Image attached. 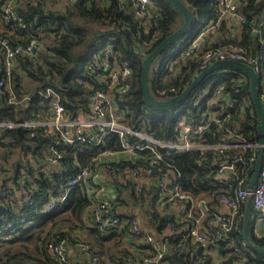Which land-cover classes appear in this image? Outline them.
Here are the masks:
<instances>
[{
    "label": "trees",
    "instance_id": "trees-1",
    "mask_svg": "<svg viewBox=\"0 0 264 264\" xmlns=\"http://www.w3.org/2000/svg\"><path fill=\"white\" fill-rule=\"evenodd\" d=\"M5 1L0 0V33L9 39L12 46H26L32 39H36L38 49L31 56L21 53L16 55V68L11 73L12 84L17 94L27 95L28 99L18 104H7L6 97H0V121L27 120L31 117V112L47 108L48 99L38 94V91L47 87L60 94L63 105L71 115L76 114L79 109L88 110L91 92L104 87V83L99 79L102 72L100 67L103 64L101 58L104 56L105 46L112 45L119 60L128 61L131 67L130 88L114 99V103L123 112L120 121L163 141L177 139L174 107L152 106L145 100L140 83L142 61L184 23L182 13L169 0H151L160 16L150 22L148 29H145L142 19L135 18L134 8L126 0H20L14 10V16L21 22L14 21L11 17L7 21L3 19L2 6ZM179 1L191 12L193 23L190 30L162 51L166 55L174 48L178 51L186 47L185 43L182 45L186 34L193 36L202 26L216 23L218 19L217 0ZM241 11L246 17L242 28V46L253 55L259 54L260 40L264 39V25L256 34L251 32V28L264 16V0H247ZM218 27L219 37H224L227 42L232 40L229 37L230 29L225 22H220ZM155 32H159V38L148 49H144V43L150 41ZM169 56L157 61V70L148 73V84L153 97H157L156 86L164 77L181 89L192 81L197 60H186L185 64H182L181 73L172 77L168 70ZM2 59L0 54V64ZM180 62L179 60L174 67L181 64ZM22 76L33 82L32 90L22 87ZM221 78L215 80L213 86L223 83L224 91L232 98L241 100L244 95L251 97L250 87L244 91L232 89L230 72L221 75ZM206 82L207 79L197 86ZM189 98L190 95L187 100ZM230 113L232 125L239 129L245 140H250L253 132L257 133V124L252 127L251 116L248 113L241 114L236 107L231 109ZM197 115L195 109L187 112V118L190 120L198 118ZM254 119L257 123L258 114L255 108ZM26 132L27 129L20 126L3 132L4 138L10 137V141L3 142L5 151L0 154V172H6L3 182L14 179L25 170L34 177L35 185L29 196L33 205H28L26 196L15 199V207L24 213L26 222L31 223L20 229L21 233L14 241L0 246V264H59L48 251L47 245L51 240L55 243L64 241L67 244L71 250L70 264H138L143 253H152L155 250L129 230L128 223L136 217L137 207L141 210L147 207L145 219L140 223L156 241L166 243L164 258L168 264H264V254L251 249L244 241L243 219L246 203L240 206L233 228L223 239L211 245L217 249V260H213L198 244L190 242L186 228L178 230L180 222L188 224L189 227L193 219L178 223L180 216L176 218L157 209L156 200L161 191L158 182L162 179V173L170 169L177 175V182L183 191L194 198L208 201L210 212L200 221H210L207 232L212 233L216 228L212 222V213L217 214L215 208L219 206V197L225 193L232 194V189L243 176V173H239L236 178L234 174L231 181L226 183L219 182L214 176L219 163L225 157L239 165L240 162L235 161L239 156L235 154L234 149L227 150L224 154L206 152L200 155L196 149L163 154L160 161L161 170L152 174L153 183L141 186L131 179L125 184L120 182V179L124 178L126 181L127 174L124 170L146 167L152 153L149 150L141 151L132 159L119 155L121 157L112 162V166L123 170L122 176H112V180L105 183L88 177L81 185L74 186L69 191L63 206L41 213L40 207L50 198H54L68 178L81 166L88 165L100 145L92 141L74 145L53 144L50 138L27 137ZM225 133V128L221 129L211 122L201 141L219 143L225 141ZM105 144L113 150H120L116 134L106 136ZM53 150L61 153V163L49 169V176L37 175L39 168L47 167L46 157L53 156ZM17 151L18 157L10 159L8 155ZM248 154V151L244 152L243 157L246 158ZM59 170L61 172H58ZM99 171L100 174L103 172ZM108 184L115 189L116 196L98 194L99 187L108 191ZM99 199L107 200L110 216L114 215L120 220L116 226L105 232L99 230L93 220V212L99 204ZM122 206L124 210L120 209ZM198 215L193 214V217ZM253 215L255 216V211L252 208V217ZM85 217L90 218L89 224H86ZM254 222L255 217L250 222L249 238L253 244L264 248V237L254 233ZM169 228L172 229L171 233L167 230ZM127 240L135 242L138 252H129L124 246ZM83 243L89 248L83 249Z\"/></svg>",
    "mask_w": 264,
    "mask_h": 264
},
{
    "label": "built area",
    "instance_id": "built-area-1",
    "mask_svg": "<svg viewBox=\"0 0 264 264\" xmlns=\"http://www.w3.org/2000/svg\"><path fill=\"white\" fill-rule=\"evenodd\" d=\"M20 0H6L2 6L3 19L9 20L11 17L14 21L21 20L14 16V10ZM107 2V0H100ZM134 8L135 18L142 19L145 29L149 28L150 22L160 16V13L153 7L151 0H126ZM247 0H217L218 19L216 23H207L194 32L193 36L186 34L182 39V45L186 47L180 50H170L168 70L172 77L181 73L182 66L186 60L196 59L197 66L192 81L203 70L218 60H232L247 64L256 73L257 89L259 97L264 105V39L260 40V53L253 55L245 47L242 46V28L246 21L245 15L241 8L246 4ZM225 22L231 32L230 41H225L224 37L218 35V25ZM264 25V16H261L259 22L254 23L251 32L253 34L260 32V27ZM42 35V32L40 33ZM159 38V32H155L150 41L145 42L144 49ZM38 49V42L32 39L26 46H12L9 39L0 33V54L3 59L0 67V97H6L7 104H18L28 99L27 95L20 96L14 90L12 84V71L16 68L15 57L18 53L25 55H34ZM100 81L104 83L103 88L94 89L89 95L88 110L79 109L76 114L71 115L61 101L60 94L51 87L38 91L41 97L48 99V107L37 112H31V117L23 121H0V154L5 151L3 142L10 141V137H3L6 129H13L16 126L27 129V137H44L50 138L51 143L66 145H74L76 143H84L88 141L100 145V148L91 158L86 166L80 169L60 188L58 194L54 198H50L43 204L39 211L45 213L55 210L63 206L67 199L69 191L77 185H81L88 177L96 180H102L104 177L122 176L125 171L127 177L134 183L141 184V180H146V184L153 183L152 174L161 170L160 161L163 154H169L172 151L186 152L198 150L200 155L206 152L213 154H224L227 150L234 149L235 154L239 156L235 161L240 162L239 165L225 157L214 172L215 178L221 182L231 181V178L239 173L243 176L238 180L237 186L232 189V194H222L219 197V204L229 208L228 214L212 213L214 217L212 222L216 228L212 233L202 231L200 229V219L203 214H209L210 207L208 201L203 198H194L180 188L177 182V175L170 169L162 173V179L158 184L161 185L159 200L163 203H179L180 217L183 221L193 219L186 232L187 238L198 244L206 254H210L213 260H217L218 255L214 256L211 251L217 252V249L211 245L223 239L236 223L235 216L241 205L245 204L248 198H251L252 208L255 211V221H264V152L258 177L252 188H248V184L252 178V172L257 158L259 148L258 122L254 119V104L252 96L244 95L241 100L232 98L228 92L224 91L223 83L213 86V82L222 79L221 75L226 72L231 73V86L234 91H244L250 87L249 76L235 68H219L213 70L205 76L203 80L207 82L203 85L197 84L190 93L180 102L170 107H174L173 118L175 119V129L178 133L176 140L163 141L153 137L152 135L135 130L120 121L123 112L114 103L117 95L127 92L130 88L131 67L128 61H120L116 56L113 46L107 45L104 48V56L101 58ZM181 61L178 66L174 67ZM154 61V60H153ZM151 62L149 72H155L158 63ZM183 64V65H182ZM18 70V69H17ZM19 72V70H18ZM235 72V73H233ZM202 80V81H203ZM191 81V82H192ZM187 87V86H186ZM181 89L177 84H173L167 80V77L159 82L155 92L157 100H169L181 94L185 88ZM251 93V92H250ZM190 98L187 100V97ZM237 108L241 114L248 113L252 120V127L257 124V133L253 132L250 140H245L239 129L233 126L231 118V109ZM195 109L198 112V118L190 120L187 118V112ZM256 110V108H255ZM214 122L219 127L225 128V141L219 143L202 142L205 131L209 128L210 123ZM116 134L120 150H113L106 146L105 137ZM264 147V144H263ZM53 148V146H52ZM149 150L152 157L146 167L129 168L128 170H120L113 167L112 162L118 161V157L123 156L132 159L141 151ZM163 150L164 152L162 153ZM248 151L249 154L245 158L243 153ZM54 155L46 157L47 167L39 168L37 175L49 176V169L61 163V153L53 150ZM121 155V156H119ZM1 162V160H0ZM101 170V174L100 171ZM58 172H61L60 170ZM6 172H0V246L6 245L14 241L21 233V228H26L31 221L26 222L27 218L24 213L19 212L15 207V199H25L28 205H33L29 197L35 185L34 177L23 170L19 176L14 179H8L3 182V175ZM145 183V182H143ZM232 185L230 184V187ZM100 191L105 188L99 187ZM106 191V190H105ZM104 195V194H103ZM9 208L10 210H7ZM109 203L105 199H99V204L94 209L93 220L99 230L107 231L109 228L116 226L120 220L114 215L110 216ZM198 213L197 217L193 214ZM252 217V218H253ZM129 230L141 238L145 244L151 245L155 251L152 253H143L139 258L138 264H168L165 260L167 246L165 243L158 244L153 236L147 232L137 217H133L128 223ZM170 233L172 229L169 228ZM256 235L264 237L256 231ZM181 244H179L180 246ZM83 249L89 246L85 243L81 244ZM48 251L59 264H70L71 250L64 241L55 243L51 240L47 245Z\"/></svg>",
    "mask_w": 264,
    "mask_h": 264
},
{
    "label": "water",
    "instance_id": "water-1",
    "mask_svg": "<svg viewBox=\"0 0 264 264\" xmlns=\"http://www.w3.org/2000/svg\"><path fill=\"white\" fill-rule=\"evenodd\" d=\"M178 10L182 13L184 17V23L181 27L176 29L173 33H171L167 38H165L156 48L153 50L143 61H142V67H141V75H140V83L143 91V95L145 100L150 103L154 107L159 108H167L172 105H174L177 102L182 101L189 93L190 91L199 84L206 75L211 73L213 70L219 69V68H235L238 70H241L245 72L249 78H250V92L252 96L253 104L256 108L257 114H258V133H259V148L257 152V158L255 161V165L252 172V178L248 184V188H252L256 182V179L258 177L259 169L261 167V163L263 160V152H264V105L261 101L257 89V76L255 71L248 66L247 64L232 61V60H218L215 61L213 64H211L208 68L203 70L196 78L185 88V90L169 99V100H157L153 97V95L150 92L149 84H148V73H149V67L151 62L156 58V56L161 53L167 46H169L173 41L178 39L181 35L185 34L190 28L192 27L193 23V16L191 12L188 10V8L181 3L179 0H169ZM1 67V65H0ZM252 219V202L251 198H248L246 201V209L244 213V219H243V237L244 241L251 249L257 250L264 254V248L257 246L253 244L249 238V226Z\"/></svg>",
    "mask_w": 264,
    "mask_h": 264
},
{
    "label": "crops",
    "instance_id": "crops-1",
    "mask_svg": "<svg viewBox=\"0 0 264 264\" xmlns=\"http://www.w3.org/2000/svg\"><path fill=\"white\" fill-rule=\"evenodd\" d=\"M229 36H231V32H229ZM22 79H23V76H22ZM23 80H22V82H23ZM30 85H31V83H30ZM22 87L25 88V89L33 88V86H31V87L25 86L24 83L22 84ZM30 90H32V89H30ZM125 179H126V181H124V178L123 179H120V182L122 181L125 184L130 178L129 177H126ZM110 180H112V178H110V177H104L101 181L103 183H105V182L110 181ZM143 182H145V183H143ZM141 184H146V180H141ZM106 188H107V190H108L107 192L109 194H111L113 196H116L117 192L115 191L114 188L109 187V184H108V186ZM158 200H159V198L156 200V203H157V209L159 211H161L162 213L171 214V215H173L176 218L178 216H180V206H179L180 204L178 202L177 203H171V204H169V203H163V202L158 201ZM120 209L121 210H124V206L120 207ZM215 209L217 210V213H220V214H228V212L230 211L228 207H226L225 205H222V204H219V206L216 207ZM146 210H147V207H143L142 210L139 209L138 207L135 209L136 217L141 221V223H143V221L145 219ZM204 217H207V215L206 214H203V216L201 218L203 219ZM84 220H85L86 224L87 223L88 224L90 223L89 222V220H90L89 217H85ZM180 221H182V219H178L177 222L179 223ZM209 222L200 221V229L202 231H205L206 232L208 230V228H209ZM179 224L181 225L180 227H178V230L179 231L181 229H184V228H186V230H187L188 224H185L184 222H180ZM167 230L170 233V230L169 229H167ZM256 231H259V233H261V234L264 233V221H259V222L255 221L254 222V233L255 234H256ZM190 242H192V241H190ZM157 243L158 244H163V241H157ZM124 246L129 250V252L136 253V251H137V248L135 246V242L132 241V240H127L125 242V245ZM211 252L214 253V256L217 254V252H215L214 250H212Z\"/></svg>",
    "mask_w": 264,
    "mask_h": 264
},
{
    "label": "rangeland",
    "instance_id": "rangeland-1",
    "mask_svg": "<svg viewBox=\"0 0 264 264\" xmlns=\"http://www.w3.org/2000/svg\"><path fill=\"white\" fill-rule=\"evenodd\" d=\"M180 42V40L178 41V43ZM178 43H176V45L178 44ZM167 55L165 54V53H159L158 54V56H157V58H156V60H155V62L154 63H156L157 61H160V60H162V59H164L165 57H166ZM23 83L25 84V86H27V87H31V86H33L34 84H33V82L32 81H30L28 78H26V77H23ZM30 83H31V85H30ZM34 87V86H33ZM30 89H32V88H30ZM16 151V150H15ZM18 155H19V153H18V151L17 152H14V153H12L11 155L9 154L8 156L10 157V159H14V158H17L18 157ZM29 158V157H28ZM100 188H98L97 189V191L99 190ZM98 194L99 195H110L107 191H105V189H104V191H98Z\"/></svg>",
    "mask_w": 264,
    "mask_h": 264
}]
</instances>
